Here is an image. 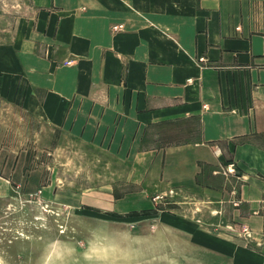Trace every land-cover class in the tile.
<instances>
[{
	"label": "crops",
	"instance_id": "1",
	"mask_svg": "<svg viewBox=\"0 0 264 264\" xmlns=\"http://www.w3.org/2000/svg\"><path fill=\"white\" fill-rule=\"evenodd\" d=\"M0 10V218L23 201L78 209L76 194L62 196L64 141L125 164L122 182L142 191L213 195L215 223L222 168L234 163L233 221L249 241L186 215L156 219L231 264H264V0H4ZM30 251L22 230L0 249L20 260L2 264H29Z\"/></svg>",
	"mask_w": 264,
	"mask_h": 264
},
{
	"label": "rangeland",
	"instance_id": "2",
	"mask_svg": "<svg viewBox=\"0 0 264 264\" xmlns=\"http://www.w3.org/2000/svg\"><path fill=\"white\" fill-rule=\"evenodd\" d=\"M2 1L4 3V0H0V5ZM1 14L4 15V11L0 10ZM5 25V21L0 20V26ZM63 144L62 167L66 172L62 174V196L68 199L70 192L76 194L78 209L72 211L62 206L59 211L49 202L42 205L30 201L16 203L10 208L12 216L6 217L3 213L5 218H0V249L9 246L13 237L24 230L29 233V264H39L43 244L58 239L82 241L87 236L85 224L110 221V231L133 228L139 236L147 237L143 248L136 253L141 264H231L228 259L195 247L183 234L159 224L156 219L159 211L190 216L196 221L199 219L201 225L211 230L224 229L240 241L251 239V236L241 235L244 225L233 221L232 209L235 207L230 201L232 185L225 175H222L221 185L222 214L215 223L213 195L182 188L142 191L131 183L122 182L127 170L125 164L80 142L64 141ZM34 160L36 162L38 159ZM48 178L45 180L48 181ZM118 183L120 186L113 190L98 189L103 184L116 186ZM33 198H37L36 195L29 199ZM187 198H200L201 202H191ZM19 257L18 254L0 253V264L4 260L19 261Z\"/></svg>",
	"mask_w": 264,
	"mask_h": 264
},
{
	"label": "clouds",
	"instance_id": "3",
	"mask_svg": "<svg viewBox=\"0 0 264 264\" xmlns=\"http://www.w3.org/2000/svg\"><path fill=\"white\" fill-rule=\"evenodd\" d=\"M110 224H85L87 236L82 241L58 239L43 244L39 264H141L136 253L147 237L139 236L133 228L110 231Z\"/></svg>",
	"mask_w": 264,
	"mask_h": 264
},
{
	"label": "built area",
	"instance_id": "4",
	"mask_svg": "<svg viewBox=\"0 0 264 264\" xmlns=\"http://www.w3.org/2000/svg\"><path fill=\"white\" fill-rule=\"evenodd\" d=\"M122 29H123L122 25H116L113 27V31H119ZM222 173H223V175H226V176H229V175L239 176V171H238V169L234 163H229V164L223 166ZM159 198L160 197H156L155 199H159ZM241 235L243 237H249V236H251V231L249 230L248 227L243 226V228L241 230Z\"/></svg>",
	"mask_w": 264,
	"mask_h": 264
}]
</instances>
